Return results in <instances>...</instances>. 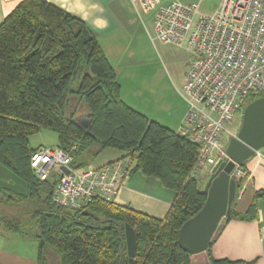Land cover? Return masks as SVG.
<instances>
[{
  "label": "trees",
  "instance_id": "obj_1",
  "mask_svg": "<svg viewBox=\"0 0 264 264\" xmlns=\"http://www.w3.org/2000/svg\"><path fill=\"white\" fill-rule=\"evenodd\" d=\"M42 128L57 133L74 168L87 167L106 148L124 151L131 173L141 170L176 192L167 214L157 218L99 199L85 209L54 203L57 181L39 180L30 164L37 148L29 137ZM198 155L186 136L123 100L115 67L82 19L47 0H22L0 23V163L27 187L24 193L0 188V234L38 241V264H52L53 252L57 264H129L126 224L136 232L133 264H191L177 239L207 198L191 176ZM241 182L236 177V192ZM260 199L264 190L247 211L232 206L225 220L254 219ZM210 258V264H234Z\"/></svg>",
  "mask_w": 264,
  "mask_h": 264
},
{
  "label": "built area",
  "instance_id": "obj_2",
  "mask_svg": "<svg viewBox=\"0 0 264 264\" xmlns=\"http://www.w3.org/2000/svg\"><path fill=\"white\" fill-rule=\"evenodd\" d=\"M130 1L139 16L141 11H156V40L193 55L181 91L188 110L179 132L198 146L191 176L199 178L205 168L226 158L221 133L237 134L228 129V122L253 94L264 93V0H219L212 12L200 10L203 0ZM72 162V155L60 146L38 147L30 159L39 180L57 181L52 201L76 209L96 199L114 201L133 166L129 156L99 167L74 168Z\"/></svg>",
  "mask_w": 264,
  "mask_h": 264
},
{
  "label": "crops",
  "instance_id": "obj_3",
  "mask_svg": "<svg viewBox=\"0 0 264 264\" xmlns=\"http://www.w3.org/2000/svg\"><path fill=\"white\" fill-rule=\"evenodd\" d=\"M21 1L0 0V23ZM47 1L82 19L94 31L97 40L99 35L107 30H119L118 27L128 21L127 9L128 12L131 11L129 7L131 1L129 0ZM100 45L103 48L102 43ZM105 54L107 56L106 52ZM119 83L123 98V85L120 81ZM185 114L186 112L182 115L179 125H176L177 130L175 131L179 132ZM121 157L123 156L118 155L93 167L102 166ZM212 168L213 166L205 168L202 175L205 173L210 177ZM237 179H242V182L232 206L236 211L245 212L249 209L255 193L258 190H264V147L248 158L237 174ZM18 181L20 182L19 186L23 187V191L14 190L13 183ZM0 188L21 193L27 190L26 184L1 163ZM175 198L176 192L164 186L160 179L148 176L141 170H136L131 173L125 185L119 189L114 202L157 218H163ZM209 249L210 253L207 250L192 255L191 264H210V257L216 260L226 259L234 264H264V199L257 202L256 217L252 220L232 219L226 221L225 218H222ZM0 264H38V241L26 238L18 232L4 231V234H0Z\"/></svg>",
  "mask_w": 264,
  "mask_h": 264
},
{
  "label": "rangeland",
  "instance_id": "obj_4",
  "mask_svg": "<svg viewBox=\"0 0 264 264\" xmlns=\"http://www.w3.org/2000/svg\"><path fill=\"white\" fill-rule=\"evenodd\" d=\"M166 2L164 0L162 4ZM218 3L219 0H203L200 10L212 12ZM130 4L131 11L128 12L127 9L126 13L128 21L118 27L119 30L111 29L101 33L98 41L102 43L109 61L118 72L125 102L150 119L177 130L176 125H179L182 115L188 110V103L181 95V91L187 81L189 61L193 55L183 47L156 40L154 38L156 11L147 13L141 11L140 17ZM248 103L249 100L245 102V106ZM245 106L227 124L233 133H238L240 129ZM229 138L227 132L221 133L220 140L223 144L221 150H226ZM29 139L30 145L34 148L58 146V135L49 128H42ZM124 154L122 150L106 148L99 154L89 157L87 163L93 167ZM208 179V174L205 173L198 179L203 190ZM16 183H13L14 190L23 191V187L19 186L20 182ZM53 253L56 256L51 259L52 264H57L59 254Z\"/></svg>",
  "mask_w": 264,
  "mask_h": 264
},
{
  "label": "water",
  "instance_id": "obj_5",
  "mask_svg": "<svg viewBox=\"0 0 264 264\" xmlns=\"http://www.w3.org/2000/svg\"><path fill=\"white\" fill-rule=\"evenodd\" d=\"M264 147V96L248 103L236 136L229 138L226 158L213 166L204 188L207 195L203 207L187 219L178 232V244L191 255L207 251L222 218L231 215L236 197V177L248 158ZM68 172L67 168H64ZM89 214L88 210L83 211ZM129 264L134 263L137 238L129 224L125 225Z\"/></svg>",
  "mask_w": 264,
  "mask_h": 264
}]
</instances>
